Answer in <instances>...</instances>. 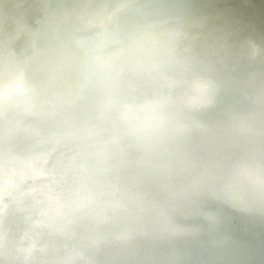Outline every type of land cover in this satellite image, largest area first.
<instances>
[{"label": "clouds", "instance_id": "9594fccd", "mask_svg": "<svg viewBox=\"0 0 264 264\" xmlns=\"http://www.w3.org/2000/svg\"><path fill=\"white\" fill-rule=\"evenodd\" d=\"M0 264H264V0H0Z\"/></svg>", "mask_w": 264, "mask_h": 264}]
</instances>
